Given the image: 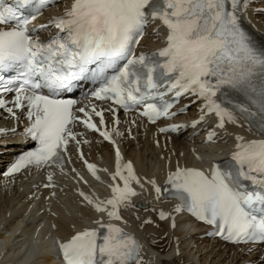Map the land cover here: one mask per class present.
Listing matches in <instances>:
<instances>
[{
  "label": "snow or ice",
  "instance_id": "6c2138e0",
  "mask_svg": "<svg viewBox=\"0 0 264 264\" xmlns=\"http://www.w3.org/2000/svg\"><path fill=\"white\" fill-rule=\"evenodd\" d=\"M57 4L0 0V110L17 126L23 115L27 123L19 135L33 142L3 175L42 173L38 186L48 190V211L58 217L52 201L57 189L64 191L59 173L73 181L80 206L95 213L94 226L57 239L62 264H153L155 254L146 258L145 245L121 226L129 224L122 212L141 208L151 214L133 213L140 230L160 226L153 215L174 229L177 217L187 213L211 226L205 236L250 245L241 251L255 259L242 264H264V248L257 252L264 244V41L245 26L255 29L249 11L264 15V0H71L60 15L33 23ZM50 28L55 32L42 39L40 33ZM149 29L163 38L152 51L142 47ZM82 81L94 86L83 104L69 95ZM191 106L197 109L195 118L179 120ZM120 110L126 117L123 131ZM161 120L166 121L162 126ZM148 125L165 135L159 155L166 170L162 184L155 175H139L118 143V138L136 139L133 129L147 132ZM17 126L0 127V136L17 134ZM245 126L256 138L230 130ZM188 129L193 145L202 132V145L231 138L228 158L216 160L193 146L201 166L182 164L185 153L168 150L169 134ZM89 133L96 135V145H111L114 170L85 157V146H93ZM154 143L161 147L155 136ZM73 155L91 178L106 184L109 195L92 190ZM144 195L151 196L147 205L135 202ZM165 201L174 203L165 210ZM175 252L180 255L178 240Z\"/></svg>",
  "mask_w": 264,
  "mask_h": 264
},
{
  "label": "bare ground",
  "instance_id": "6f19581e",
  "mask_svg": "<svg viewBox=\"0 0 264 264\" xmlns=\"http://www.w3.org/2000/svg\"><path fill=\"white\" fill-rule=\"evenodd\" d=\"M70 4L71 0H66L52 13H62L63 9ZM249 12L255 28L264 36V15L253 14L251 10ZM158 43L159 39L155 42H152L150 38L145 41V45ZM191 114H195L194 107ZM230 130L244 132L243 128H230ZM136 133L135 131V135ZM188 135L171 136L168 144L169 151L175 150L177 154L181 151L185 153L181 162L190 161L188 142L192 144L193 142L188 139ZM154 136L152 127H148L147 132L143 129L139 130L136 139L122 141L123 154L134 159L142 176H159L164 169V161L159 159V155L165 140L159 137L161 147L157 148ZM4 143L7 144L4 146L2 145ZM193 146L199 151L211 149V147L202 146L199 137L195 138ZM226 146L216 147L214 149L216 154L213 157H222L225 154L223 149ZM21 147V141L16 135L0 138V170L3 167L4 158L10 160ZM86 152L101 167H103L102 163L111 161L112 150L107 144L96 145V141L93 140L92 148L86 147ZM99 156L100 158H98ZM176 159L177 156L172 157L173 166ZM56 179L65 187L63 192L57 189V200L52 201L53 211L59 214L58 217H53L48 211L49 201L45 199L48 190H42L38 186L44 180L42 175L37 177V175L27 174L7 183L1 181L3 179L0 177V264H55L56 260L52 250L53 241L69 238L77 228L91 222L93 218L91 211L78 204L68 181L60 179L58 176ZM89 182L94 191L100 190V186L92 183L91 180ZM150 200L145 199L142 203L147 205ZM124 213L129 220L130 228L142 236L147 247L153 249V251L149 248L146 249V258L151 259L155 254L153 264H242V261L249 258L255 259V254L249 257L242 253L241 249H246L243 246H224L215 240L198 238V235L193 233L195 229L200 228L198 226L189 224L170 230L166 222L158 221L153 215V219L157 220L160 226L158 228L149 226L140 230L139 222L134 219L133 213L142 217L151 213H145L142 208L131 209ZM52 223L57 225L56 229L51 227ZM175 238L179 241V256L175 252L177 247ZM159 239L160 242L153 244V241H159ZM38 253L40 255H37Z\"/></svg>",
  "mask_w": 264,
  "mask_h": 264
}]
</instances>
